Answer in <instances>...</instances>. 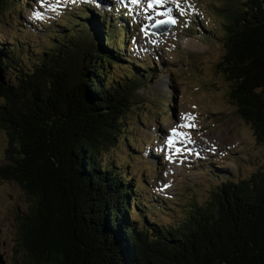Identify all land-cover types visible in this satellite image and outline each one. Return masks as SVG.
Returning <instances> with one entry per match:
<instances>
[{"label":"trees","instance_id":"16d2710c","mask_svg":"<svg viewBox=\"0 0 264 264\" xmlns=\"http://www.w3.org/2000/svg\"><path fill=\"white\" fill-rule=\"evenodd\" d=\"M27 1L0 0V17ZM95 9L79 28L55 36L41 59L30 51L16 83L5 70L15 53L0 40V126L10 141L0 174L30 199L18 216L16 264H264V165L223 178L209 199L166 227L149 219L134 177L104 161L111 147L130 141L124 118L135 91L160 71L154 60L127 61V11L106 20ZM218 11L217 67L264 148V0H228Z\"/></svg>","mask_w":264,"mask_h":264},{"label":"rangeland","instance_id":"374dc122","mask_svg":"<svg viewBox=\"0 0 264 264\" xmlns=\"http://www.w3.org/2000/svg\"><path fill=\"white\" fill-rule=\"evenodd\" d=\"M227 1L28 0L0 17V40L16 56L6 60V75L16 83L29 52L38 51L30 57L41 59L55 36L79 28L76 22H83L81 16L90 8L98 15L107 13L106 20L117 8L128 12L127 61L137 65L154 60L160 74L135 91V103L124 118V135L131 142L121 140L111 147L106 152L110 158L105 155L104 161H113L134 177L149 219L166 227L183 220L192 203L209 199L223 178L247 177L264 165V148L231 103L230 82L217 67L223 54L218 8ZM170 17L177 21L175 27L163 34L152 32L159 20ZM14 35L22 38L13 40ZM8 148L9 137L0 126V168L8 163ZM29 206L20 184L0 174V264L21 260L18 216Z\"/></svg>","mask_w":264,"mask_h":264},{"label":"water","instance_id":"95a60500","mask_svg":"<svg viewBox=\"0 0 264 264\" xmlns=\"http://www.w3.org/2000/svg\"><path fill=\"white\" fill-rule=\"evenodd\" d=\"M170 20H175L173 17H170V18H168V19H161V20H159L153 27H152V32H154V33H156V34H163V33H166V32H168V31H170L173 27H175L176 25H177V21H176V23H171V22H169ZM163 21V23H161ZM3 76V74H2V72H1V70H0V77L2 78V80H4L5 78H4V76ZM4 78V79H3ZM2 256L0 255V258H1ZM2 263H3V261L2 260H0Z\"/></svg>","mask_w":264,"mask_h":264},{"label":"snow or ice","instance_id":"6c2138e0","mask_svg":"<svg viewBox=\"0 0 264 264\" xmlns=\"http://www.w3.org/2000/svg\"><path fill=\"white\" fill-rule=\"evenodd\" d=\"M133 2L135 3L136 0H133ZM156 2L159 3V2H161V0H156ZM169 22H171V23H176L175 20H170ZM161 23H163V21H162ZM184 126H185V127H194V125H184ZM173 132H174V134H176V135H182V134L175 133V130H173ZM169 143L171 144V143H173V141L170 140Z\"/></svg>","mask_w":264,"mask_h":264}]
</instances>
